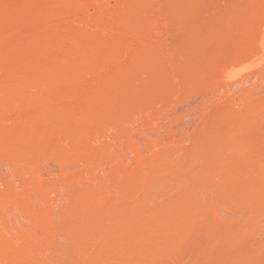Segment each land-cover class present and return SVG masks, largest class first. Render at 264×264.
<instances>
[{"label": "rangeland", "instance_id": "1", "mask_svg": "<svg viewBox=\"0 0 264 264\" xmlns=\"http://www.w3.org/2000/svg\"><path fill=\"white\" fill-rule=\"evenodd\" d=\"M121 261L264 264V0H0V264Z\"/></svg>", "mask_w": 264, "mask_h": 264}, {"label": "bare ground", "instance_id": "2", "mask_svg": "<svg viewBox=\"0 0 264 264\" xmlns=\"http://www.w3.org/2000/svg\"><path fill=\"white\" fill-rule=\"evenodd\" d=\"M212 152H213V151H212ZM213 153H214V152H213ZM211 154H212V153H211ZM209 156H210V155H209ZM209 156H208V157H209ZM211 156H214V154L211 155ZM216 156H217V155H216ZM209 159H210V158H209ZM211 159H212V158H211ZM213 159H214V158H213ZM215 159H216V158H215ZM196 162H197V161H196ZM198 164H199V163H198ZM215 164H218V163H215ZM185 168H186V167H185ZM200 168H201V167H200ZM163 170H165V169H163ZM192 170H193V169H192ZM200 170H202V168H201ZM209 171H210V170H209ZM165 174H166V173H165ZM174 176H175V175H174ZM191 176H192V175H191ZM208 177H209V176H208ZM188 178H189V177H188ZM246 178H247V177H246ZM202 179H203V178H202ZM239 180H240V179H239ZM154 181H155V180H154ZM237 181H238V180H237ZM242 182H243V181H242ZM142 186H143V185H142ZM167 187H168V186H167ZM200 187H201V186H200ZM168 188H169V187H168ZM197 188H198V187H197ZM141 189H142V187H141ZM246 189H247V187H246ZM137 190H138V189H137ZM143 190H144V188H143ZM248 190H249V189H248ZM243 192L246 193V191H244V189H243ZM247 192H248V191H247ZM248 195H249V193L247 194V197H248ZM188 197H189V196H188ZM225 197H226V196H225ZM133 198H134V197H133ZM133 198H132V199H133ZM138 199H139V198H138ZM224 199H225V198H224ZM244 200H245V199H244ZM136 201H137V200H135V202H136ZM185 201H186V200H185ZM187 201H188V200H187ZM241 201H242V200H241ZM135 202H134V203H135ZM254 202H255V201H254ZM131 203H132V202H131ZM137 203H139V202L137 201ZM137 203H136V205H137ZM223 203H224V202H223ZM242 203H243V202H242ZM125 204H126V203H125ZM127 204H128V203H127ZM200 204H201V202H200ZM240 204H241V203H240ZM250 204H251V202H250ZM252 204H254V203H252ZM136 205H134V206H136ZM140 205H141V204H140ZM84 206H85V205H84ZM124 206L126 207L127 205H124ZM128 206H131V205L128 204ZM125 207H124V208H125ZM136 207H137V206H136ZM124 208H123V210H124ZM255 208H256V207H255ZM259 208H261V207H259ZM126 209H128V208L126 207ZM262 209H263V208H262ZM129 210H130V209H129ZM133 210H134V209H133ZM194 210H195V209H194ZM194 210L192 211L193 213H194ZM242 210H243V209H242ZM87 211H88V210H87ZM134 211H135V210H134ZM138 211H139V210H138ZM218 211H219V210H218ZM220 211H221V210H220ZM225 211H226V210H225ZM125 212H126V210H125ZM128 212H129V211L127 210V213H128ZM135 212H137V211H135ZM230 212H231V211H230ZM252 212H253V210H252ZM112 213H113V212H112ZM195 213H196V211H195ZM216 213H217V212H216ZM122 214H123V213H122ZM136 214H137V213H136ZM124 215H125V214H124ZM215 216H216V215H215ZM215 216H214V217H215ZM111 217H112V215H111ZM132 217H133V216H132ZM114 218H115V217H114ZM137 218H138V217H137ZM183 218H184V217H183ZM199 218H200V217H199ZM200 219H201V218H200ZM113 220H114V219H113ZM146 220H147V219H146ZM218 220H220V219H218ZM127 221H128V220H127ZM152 221H153V220H152ZM129 222H130V220H129ZM132 222H133V221H132ZM144 222H145V221H144ZM113 223H115V222H113ZM117 223H118V222H117ZM124 224H125V223H124ZM116 225H117V224H116ZM190 225H191V224H190ZM259 225H260V224H259ZM117 226H118V225H117ZM112 227H113V226H112ZM152 227H153V226H152ZM108 228H109V227H108ZM113 228H115V225H114ZM259 228H260V227H259ZM261 228H262V227H261ZM103 229H104V227H103ZM103 229H102V230H103ZM106 229H107V227H106ZM165 229H167V228H165ZM181 229H182V226H181ZM254 229H255V228H254ZM100 230H101V229H100ZM102 230H101V232H102ZM108 230H109V229H108ZM108 230H106V231H108ZM244 230H246V229H244ZM103 231H104V230H103ZM165 231H166V230H165ZM246 231H247V230H246ZM231 232H232V231H231ZM233 232H234V231H233ZM96 233H97V232H96ZM108 233H109V232H108ZM110 233H111V232H110ZM244 233H245V231H244ZM99 234H100V233H99ZM101 234H102V233H101ZM103 234H104V233H103ZM171 234H172V233H171ZM245 234L247 235V232H246ZM105 235H106V234H105ZM105 235H104V236H105ZM109 235H110V234H109ZM233 235H234V234H233ZM99 236H100V235H99ZM99 236H98V238H99ZM102 236H103V235H101V237H102ZM107 236H108V235H107ZM107 236H106V237H107ZM225 236H226V235H225ZM228 236H229V235H228ZM228 236H227V237H228ZM239 236H240V235H239ZM101 237H100V238H101ZM106 237H104V238L106 239ZM100 238H99V239H100ZM126 238H127V237H126ZM145 238H146V237H145ZM236 238H237V237H236ZM101 239H102V238H101ZM101 239H100V240H101ZM130 239H131V238H130ZM233 239H234V238H233ZM237 239H238V238H237ZM239 239H240V238H239ZM250 239H251V238H250ZM118 240H119V239H118ZM166 240H167V239H166ZM168 240H169V238H168ZM235 240H236V239H235ZM243 240H244V239H243ZM102 241H104V240H102ZM108 241H109V240H108ZM123 241H124V240H123ZM126 241H127V240H126ZM132 241H133V240H132ZM223 241H225V240H223ZM240 241H241V240H240ZM144 242H145V241H144ZM225 242H226V241H225ZM105 243H107V241H105ZM127 243H128V242H127ZM146 243H147V242H146ZM167 243H168V242H167ZM171 243H172V242H171ZM223 243H224V242H223ZM246 243H247V242H246ZM249 243H251V242H249ZM102 244H104V243H102ZM108 244H110V243H108ZM108 244H107V246H108ZM119 244H120V243H119ZM143 244H144V243H143ZM244 244H245V242H244ZM129 245H131V243H130ZM172 245H173V243H172ZM226 245H227V244H226ZM252 245H254V244H252ZM70 246H72V245H70ZM102 246H103V245H102ZM164 246H166V245H164ZM227 246H228V245H227ZM243 246H244V245H243ZM247 246H248V244H247ZM132 247H133V246H132ZM172 247H174V246H172ZM103 248H104V246H103ZM105 248H106V247H105ZM130 248H131V247H130ZM74 249H76V248H74ZM114 249H115V248H114ZM121 249H122V248H121ZM134 249H135V248H134ZM189 249H190V248H189ZM226 249H230V247H228V248H226ZM233 249H234V248H233ZM255 249H256V248H255ZM129 250H130V249H129ZM132 250H133V248H132ZM173 250H174V249H173ZM244 250H245V249H244ZM68 251H69V249H68ZM82 251H83V250H82ZM178 251H179V250H178ZM186 251H187V250H186ZM190 251H191V250H190ZM226 251H227V250H226ZM229 251H230V250H229ZM237 251H238V250H237ZM237 251H236V252H237ZM74 252H75V251H74ZM83 252H84V251H83ZM121 252H122V251H121ZM124 252H125V251H124ZM138 252H139V251H138ZM222 252H223V251H222ZM232 252H235V251H232ZM77 253H78V252H77ZM80 253H81V252H80ZM80 253H79V254H80ZM126 253H127V252H126ZM126 253H124V254H126ZM141 253H142V252H141ZM203 253H204V252H203ZM228 253H229V252H227L226 254L229 255ZM230 253H231V252H230ZM252 253H253V252H252ZM74 254H75V253H74ZM87 254H88V253H87ZM174 254H175V252H174ZM191 254H193V253L191 252ZM259 254H260V253H259ZM113 255H114V254H113ZM149 255H150V254H149ZM189 255H190V254H189ZM205 255H206V254H205ZM244 255H245V254H244ZM244 255H243V256H244ZM86 256H87V255H86ZM117 256H118V255H117ZM146 256H147V258H148V255H146ZM186 256H187V254H186ZM223 256H225L224 253H223ZM235 256H236V254H235ZM243 256H242V257H243ZM260 256H261V255H260ZM84 257H85V256H84ZM94 257H95V256H94ZM119 257H120V255H119ZM124 257H125V256H124ZM175 257H176V258H174V259H177V256H176V255H175ZM227 257H229V256H227ZM246 257H247V256H246ZM88 258H89V256H88ZM115 258H116V257H115ZM204 258H207V257H204ZM225 258H226V256H225ZM229 258H230V257H229ZM239 258H240V257H239ZM119 259H120V258H119ZM152 259H153V258H152ZM156 259H157V258H156ZM174 259H173V260H174ZM220 259H221V258H220ZM222 259H223V258H222ZM262 259H263V258H262ZM79 260H80V259H79ZM88 260H89V259H88ZM117 260H118V259H117ZM129 260H130V259H129ZM142 260H143V259H142ZM157 260H158V259H157ZM124 261H125V260H124ZM131 261H132V260H131ZM154 261H155V260H154ZM159 261H160V260H159ZM175 261H178V260H175ZM237 261H238V260H237ZM241 261H243V260L241 259ZM85 262H86V261H85ZM90 262H91V261H90ZM93 262H94V261H93ZM96 262H97V261H96ZM100 262H101V261H99V263H100ZM114 262L117 263L116 260H115ZM155 262H156V261H155ZM239 262H240V259H239ZM105 263H106V262H105ZM122 263H123V262L121 261L120 264H122ZM127 263H128V262H127ZM149 263H150V262H149ZM209 263H210V262H209ZM234 263H235V262H234ZM242 263H243V262H242ZM245 263H246V262H245ZM80 264H81V263H80ZM83 264H84V263H83ZM85 264H87V263H85ZM89 264H90V263H89ZM95 264H96V263H95ZM132 264H133V263H132ZM172 264H173V262H172ZM175 264H176V263H175Z\"/></svg>", "mask_w": 264, "mask_h": 264}]
</instances>
